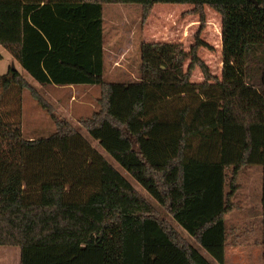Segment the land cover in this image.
Masks as SVG:
<instances>
[{
	"label": "trees",
	"instance_id": "1",
	"mask_svg": "<svg viewBox=\"0 0 264 264\" xmlns=\"http://www.w3.org/2000/svg\"><path fill=\"white\" fill-rule=\"evenodd\" d=\"M106 4H139L142 23L156 4L191 5L201 25L211 8L220 78L199 58L197 32L188 51L141 43L139 79L105 83ZM0 45L40 85L100 88L81 127L216 264L225 263L238 175L258 167L264 264V0H0ZM196 67L200 83L190 81ZM14 88L54 131L24 139L7 120L19 119V96L0 113V247H17L19 264H210L9 68L0 89Z\"/></svg>",
	"mask_w": 264,
	"mask_h": 264
},
{
	"label": "rangeland",
	"instance_id": "2",
	"mask_svg": "<svg viewBox=\"0 0 264 264\" xmlns=\"http://www.w3.org/2000/svg\"><path fill=\"white\" fill-rule=\"evenodd\" d=\"M193 6L187 4H156L148 17L142 23L141 6L139 4H106L103 7V50H104V82L131 83L139 79L140 45L141 43H182L188 51L194 43L198 32L206 44L198 51L199 58L207 65L212 76L220 78L221 73V23L220 16L211 8L205 6L203 25L199 15L191 13ZM124 53L121 65L112 66L109 56ZM0 75L8 72L12 61L11 54L0 45ZM189 59L185 61V68ZM37 92L45 103L51 107L54 115L69 122L90 145L120 174L144 199L155 209L158 216L172 227L184 240L198 251L210 264H216L213 258L203 250L189 234L181 228L155 200L127 174L96 141L81 127L80 120L88 118L98 108L100 97L98 86L79 85V88L60 89L43 86L35 82L20 66L13 67ZM190 81L200 83L203 76L196 67L190 76ZM18 89L7 93L0 89V113L8 111L17 103ZM18 116H9L8 121L14 128L20 129L24 139H36L49 136L54 126L49 115L40 108L36 100L27 90L20 91ZM14 101V102H13ZM6 121V120H5ZM238 190L234 201L238 209L226 216L228 242L225 249V264H262L259 247L231 246L232 241L245 242L250 238L259 237L260 226L257 213L247 216L248 204L255 208L259 204L261 192V172L258 167H244L237 179ZM254 215V216H253ZM258 218V220H257ZM251 221V222H250ZM250 222V223H249ZM20 252L17 247H0V264H19Z\"/></svg>",
	"mask_w": 264,
	"mask_h": 264
},
{
	"label": "crops",
	"instance_id": "3",
	"mask_svg": "<svg viewBox=\"0 0 264 264\" xmlns=\"http://www.w3.org/2000/svg\"><path fill=\"white\" fill-rule=\"evenodd\" d=\"M103 24H104V20H103ZM104 34V33H103ZM124 53L121 51V53L118 55V56H114V57H111V56H109V60L110 61H112V66L113 67H115V68H117V67H119L120 65H121V62H122V59H124ZM11 58H12V61H11V63H10V66H9V68L10 69H12V67H15V66H20L19 64H18V62H17V60H15L14 58H13V56L11 55ZM104 63H105V58H104ZM9 70V69H8ZM14 70H16L15 68H14ZM51 87H55V88H60V89H70V90H74V89H77V88H79V85H77V86H62V87H59V86H54V85H50ZM254 167V166H253ZM261 206H260V202H259V204H258V206H256L255 208H253L252 207V204L251 203H249L248 204V211H247V216H248V218H250L251 216V214L252 213H257V216L259 217V226H260V233H259V237L258 238H255V239H252V238H250L249 240H247V241H245V242H237V241H232L230 244H231V246H249V245H253V246H256V247H259L260 248V250H261V247L257 244V242L258 241H260V239H261ZM236 210V209H235ZM234 211V210H233ZM232 211V212H233ZM231 213V212H230ZM230 213H228V214H230ZM227 214V215H228ZM226 215V216H227ZM226 216H225V218H226ZM254 216V215H253ZM257 220H258V218H257ZM225 221H226V219H225ZM251 222V221H250ZM249 222V223H250ZM228 242V241H227ZM226 246H227V244H226ZM225 249H226V247H225ZM261 259H262V252H261ZM225 264V263H224Z\"/></svg>",
	"mask_w": 264,
	"mask_h": 264
},
{
	"label": "water",
	"instance_id": "4",
	"mask_svg": "<svg viewBox=\"0 0 264 264\" xmlns=\"http://www.w3.org/2000/svg\"><path fill=\"white\" fill-rule=\"evenodd\" d=\"M12 70H14V68L12 67Z\"/></svg>",
	"mask_w": 264,
	"mask_h": 264
}]
</instances>
